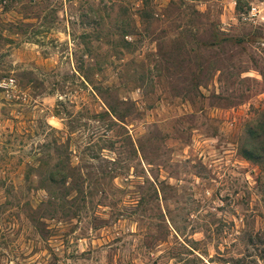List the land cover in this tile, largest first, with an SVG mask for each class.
<instances>
[{
    "label": "rangeland",
    "instance_id": "obj_1",
    "mask_svg": "<svg viewBox=\"0 0 264 264\" xmlns=\"http://www.w3.org/2000/svg\"><path fill=\"white\" fill-rule=\"evenodd\" d=\"M261 124L264 0H0V264H264Z\"/></svg>",
    "mask_w": 264,
    "mask_h": 264
},
{
    "label": "trees",
    "instance_id": "obj_2",
    "mask_svg": "<svg viewBox=\"0 0 264 264\" xmlns=\"http://www.w3.org/2000/svg\"><path fill=\"white\" fill-rule=\"evenodd\" d=\"M249 133L252 137H257V138L261 139L262 137H264V124H261L257 128L250 129ZM262 151H263V149H262ZM243 154L249 160L259 161V159H260V157H257V155L253 151H250L247 149L244 150Z\"/></svg>",
    "mask_w": 264,
    "mask_h": 264
}]
</instances>
